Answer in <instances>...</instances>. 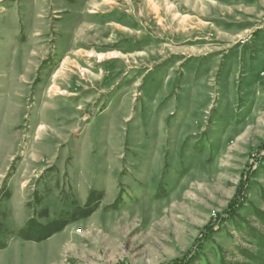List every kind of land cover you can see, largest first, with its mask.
I'll return each instance as SVG.
<instances>
[{"label": "rangeland", "instance_id": "374dc122", "mask_svg": "<svg viewBox=\"0 0 264 264\" xmlns=\"http://www.w3.org/2000/svg\"><path fill=\"white\" fill-rule=\"evenodd\" d=\"M0 264H264V0H0Z\"/></svg>", "mask_w": 264, "mask_h": 264}, {"label": "trees", "instance_id": "16d2710c", "mask_svg": "<svg viewBox=\"0 0 264 264\" xmlns=\"http://www.w3.org/2000/svg\"><path fill=\"white\" fill-rule=\"evenodd\" d=\"M229 214H231V213H229Z\"/></svg>", "mask_w": 264, "mask_h": 264}]
</instances>
